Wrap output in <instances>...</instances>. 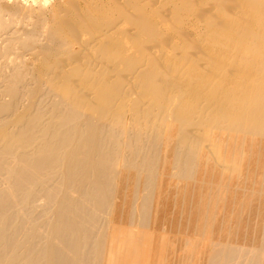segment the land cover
Listing matches in <instances>:
<instances>
[{"label": "bare ground", "instance_id": "bare-ground-1", "mask_svg": "<svg viewBox=\"0 0 264 264\" xmlns=\"http://www.w3.org/2000/svg\"><path fill=\"white\" fill-rule=\"evenodd\" d=\"M47 1L0 0V264H258L264 0Z\"/></svg>", "mask_w": 264, "mask_h": 264}, {"label": "rangeland", "instance_id": "rangeland-1", "mask_svg": "<svg viewBox=\"0 0 264 264\" xmlns=\"http://www.w3.org/2000/svg\"><path fill=\"white\" fill-rule=\"evenodd\" d=\"M54 1H55V3H57V2L59 3V2H60V3H63L64 5L66 4V3H65L66 0H61V1H60V0H49V1H47V3L45 4V6L48 7V8H53V9H56L58 6H60L59 8L61 9V8L64 6V5H62V4H59V5L56 7V4L54 3ZM67 1H68V0H67ZM16 2H17V3H16ZM18 2H19V3H18ZM20 2H21V3H20ZM25 2H26V3H25ZM48 2H49V3H48ZM6 3H8L9 5H12V4H21V5H23V6H25V5H27V6H28V5H32V6H33V4H32V0H20V1H19V0H6ZM34 6H35V5H34ZM49 6H50V7H49ZM65 6H68V5L66 4ZM65 6H64V8H65V10H66V8H70V7H71V4H69L70 7H69V6H68V7H65ZM17 14H18V15L14 14V16L9 14V19H10V18L14 19V20H13V21H14L13 23H15V25H16V23H18L17 26H16V29H18V30L20 29L19 31H21L22 33H24L25 30H26V29L24 28V27H25V25H24V24H25L24 21H25L26 19H24V18L22 17V14H19V13H17ZM6 16H7V15H6ZM10 16H11V17H10ZM16 16H18V17L20 16V17L18 18V17H16ZM23 16H24V15H23ZM7 17H8V16H7ZM7 17H6V18H7ZM13 17H14V18H13ZM15 18H17V19H15ZM15 21H17V22H15ZM22 24H23L24 26H23ZM21 25H22L23 27H22ZM21 27H22V28H21ZM21 29H22V30H21ZM14 49H15L16 51H14ZM14 49H12L11 51H9V54H10L9 56H10L11 58H13L15 54H18V53L22 52V51H20V48H14ZM13 51H14V52H13ZM27 52H28V51H27ZM11 54H12L13 56H12ZM28 56H29V57H28ZM32 56H33L32 54H28V53H27V56H25L26 59H28V62H33V61H34V62L32 63L33 65L31 64V65H28V66H27L28 68H30V70H33L34 65H37V64L39 63V61L37 60V58H36V59H33V61H32ZM34 57H35V56H34ZM30 58H31V59H30ZM30 86L33 87V84H31ZM38 96H39V95H38ZM6 98L8 99V97H6ZM6 98H5V99H6ZM37 98H38V97H37ZM25 99H27V97H25V98H23V99L21 100V102L19 103V106H21L22 104H26V102H28V101L25 100ZM3 100H4V99H3ZM4 101L6 102V101H8V100H4ZM24 101H25V102H24ZM23 102H24V103H23ZM43 102H45V101H43ZM44 104H45V103H44ZM260 240H261V241H260L261 243L259 242V243H260V247H259V248L261 249V247H262V251H261L260 249H259V251H261V252L263 253V250H264V249H263V248H264V233H263V237H261ZM262 253H261V255H262ZM260 257H261V256H260Z\"/></svg>", "mask_w": 264, "mask_h": 264}, {"label": "crops", "instance_id": "crops-1", "mask_svg": "<svg viewBox=\"0 0 264 264\" xmlns=\"http://www.w3.org/2000/svg\"><path fill=\"white\" fill-rule=\"evenodd\" d=\"M259 261H258V264H264V250H263V253H262L261 258L259 259Z\"/></svg>", "mask_w": 264, "mask_h": 264}]
</instances>
